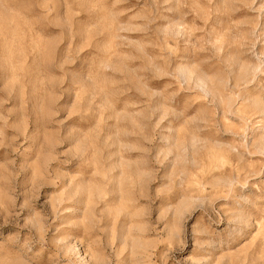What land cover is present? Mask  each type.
<instances>
[{
    "label": "rangeland",
    "instance_id": "374dc122",
    "mask_svg": "<svg viewBox=\"0 0 264 264\" xmlns=\"http://www.w3.org/2000/svg\"><path fill=\"white\" fill-rule=\"evenodd\" d=\"M0 264H264V0H0Z\"/></svg>",
    "mask_w": 264,
    "mask_h": 264
}]
</instances>
